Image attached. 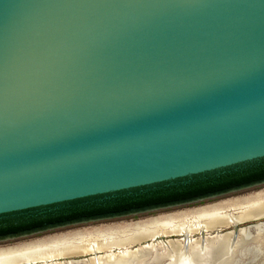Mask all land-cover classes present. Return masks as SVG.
<instances>
[{"label":"water","instance_id":"95a60500","mask_svg":"<svg viewBox=\"0 0 264 264\" xmlns=\"http://www.w3.org/2000/svg\"><path fill=\"white\" fill-rule=\"evenodd\" d=\"M263 159L264 0H0V216Z\"/></svg>","mask_w":264,"mask_h":264},{"label":"bare ground","instance_id":"6f19581e","mask_svg":"<svg viewBox=\"0 0 264 264\" xmlns=\"http://www.w3.org/2000/svg\"><path fill=\"white\" fill-rule=\"evenodd\" d=\"M172 235L182 238L146 243ZM0 264H264V189L141 224L0 247Z\"/></svg>","mask_w":264,"mask_h":264},{"label":"trees","instance_id":"16d2710c","mask_svg":"<svg viewBox=\"0 0 264 264\" xmlns=\"http://www.w3.org/2000/svg\"><path fill=\"white\" fill-rule=\"evenodd\" d=\"M264 159L253 162L255 164L248 165L242 170H232L231 172L216 175L210 173L201 176H193L194 181L190 183H180L177 181L167 185H160L155 188H147L138 195H125L130 192L119 193V198L115 201L104 200L102 197H92L78 199L65 202L70 205L80 204L83 201L97 198L100 202H92L93 204L83 205L81 208H73L69 211H62L55 215L48 214L45 217H31L25 219V214L30 210L4 214L12 217L4 219L0 222V235H18L23 231L38 229L42 227V223L46 221H54L55 219H86L93 215L103 214L108 211L121 212L129 211L133 207H151L154 205H164L176 201H182L191 197H198L209 193L213 189H225L228 187L238 186L255 180L264 179ZM233 169V168H232ZM215 175V176H214ZM101 198V199H100ZM33 210V209H32ZM132 211V210H131Z\"/></svg>","mask_w":264,"mask_h":264},{"label":"rangeland","instance_id":"374dc122","mask_svg":"<svg viewBox=\"0 0 264 264\" xmlns=\"http://www.w3.org/2000/svg\"><path fill=\"white\" fill-rule=\"evenodd\" d=\"M261 187H264V184H260L258 186H252V187H248V188H243V189L236 190L233 192H228L226 194H222V195L215 196V197H212L209 199H205L202 202L182 203V204L172 205V206H168V207H162V208H156V209L142 211V212H136V213H132V214H126V215H120V216H114V217L111 216V217L99 218V219L89 220V221H82V222H78V223H74V224H70V225H65V226H61V227H57V228L38 231V232H35L32 234H26V235L14 237V238L2 239V240H0V247H7V246H13V245H19V244L33 242L36 240H40V239H38L40 237H44L41 239H47L48 237H45V236L55 235L58 233H64V234H60V236L61 235H71V234L78 233V232L82 233L84 231L86 232V231H93V230H105L107 228L116 227L118 225L136 224V223L141 224V223H144L145 221H149L152 219H161V218H164L167 216L168 217L177 216L179 214H183V213H187L189 211H192L193 208H191V207L203 205V204L211 203V202H215V203L210 204V205H206L203 207H199V208H194V210L206 208V207H210V206H214V205H220L221 203L227 201V199L231 200V199L236 198L237 196L239 197V196L251 194L253 192H256L253 190H257ZM263 189L264 188H262L260 190H263ZM216 201H218V202H216ZM153 216H155V217H153ZM147 217H151V218H148L145 220H140V219H144ZM134 220H140V221L129 222V221H134ZM127 222H129V223H127ZM58 236L59 235L50 236L49 238L58 237ZM179 237L182 238V235L181 236H177V235L166 236L165 240L171 239L174 241V240L179 239ZM34 239H36V240H34ZM161 239L162 238L160 236H157L152 240H148L146 243L152 242L157 246H162V244L165 242V240H161ZM135 247H138V245H136ZM86 257H88V256H82L81 255L78 257H73L72 259L73 260H76V259L81 260V259H85ZM62 260H66V259H59L57 261H62Z\"/></svg>","mask_w":264,"mask_h":264},{"label":"flooded vegetation","instance_id":"af4514ba","mask_svg":"<svg viewBox=\"0 0 264 264\" xmlns=\"http://www.w3.org/2000/svg\"><path fill=\"white\" fill-rule=\"evenodd\" d=\"M253 164H255V163L242 165V166H239V167L233 168V169L231 168V169L218 171V172H216L217 173L216 175L225 174V173L231 172L232 170H242V169H245L248 165H253ZM194 180H195L194 177H191V178H187V179L181 181L180 183H190V182H192ZM262 183H264V179L255 180V181H252V182H249V183H245V184H241V185H238V186L228 187V188H225L223 190L222 189L221 190L220 189H218V190L217 189H213V190H210L209 193H206L204 195H200L198 197H191V198H188V199H185V200H182V201H176V202L167 203V204H164V205H154V206H151V207H133V208L128 209L129 211H121V212L108 211V212L103 213V214L93 215V217H89V218L86 217V219H76V220L75 219H70V220H67V219H55L54 221H46V222L42 223L43 225H42L41 228H38V229H33L32 228L31 230L23 231L22 233H20L18 235H0V240L7 239V238H14V237H18V236H22V235H26V234H32V233H35V232H38V231H43V230H47V229L57 228V227L70 225V224H74V223H78V222H82V221H89V220H95V219L111 217V216L114 217V216L132 214V213L152 210V209H156V208L168 207V206L182 204V203H189L191 201H196V200H199V199H204V198H209V197H215V196H219V195H222V194H226L228 192H233V191H236V190H240V189H243V188L257 186V185L262 184ZM146 189L147 188H144L142 190H134V191H132V192H130L128 194L126 193L125 195H129V194L138 195V194L144 192ZM119 196H120L119 194H116V195L102 197V198H103V201L104 200H108V199L115 201L117 198H119ZM97 201L100 202L97 198H94V199H91V200L83 201L79 205L78 204L70 205L68 203H60V204H57V205L46 206V207H42V208H36V209L30 210L28 212L20 213V214H25L24 215L25 219H29V218H31L33 216L34 217H36V216L45 217L48 214L55 215L56 213H60L62 211H64V212L65 211H69V210H71L73 208H78V207L81 208L83 205L93 204L92 202H97ZM8 217H12V216L1 215L0 216V222L1 221L4 222L5 221L4 219H7Z\"/></svg>","mask_w":264,"mask_h":264}]
</instances>
